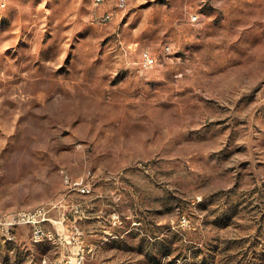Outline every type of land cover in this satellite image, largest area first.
Here are the masks:
<instances>
[{
  "label": "rangeland",
  "instance_id": "obj_1",
  "mask_svg": "<svg viewBox=\"0 0 264 264\" xmlns=\"http://www.w3.org/2000/svg\"><path fill=\"white\" fill-rule=\"evenodd\" d=\"M4 3L0 264H264V0Z\"/></svg>",
  "mask_w": 264,
  "mask_h": 264
},
{
  "label": "built area",
  "instance_id": "obj_2",
  "mask_svg": "<svg viewBox=\"0 0 264 264\" xmlns=\"http://www.w3.org/2000/svg\"><path fill=\"white\" fill-rule=\"evenodd\" d=\"M4 1L5 0H3V4L5 5ZM93 1L96 5H99L106 2L107 0H93ZM116 5L119 8H124L127 5V0H116ZM103 17L104 19H111L112 12L106 11ZM142 54H143L144 65L148 68L154 67L156 61H155V57L151 54V52L145 50ZM74 184L75 186H77L78 190L81 193H88L90 191V189L87 186L82 185V180L74 181ZM34 217L35 215L31 216L26 212H19L13 216V220L11 224H17L21 222L40 223L42 220H44V218L42 220H38ZM51 236L52 234L46 231V229L41 224H37L32 234V240L36 241L39 240V238H48ZM52 261L53 264H85L86 256H85L84 248L79 247L74 253V255H63L59 259H54Z\"/></svg>",
  "mask_w": 264,
  "mask_h": 264
},
{
  "label": "bare ground",
  "instance_id": "obj_3",
  "mask_svg": "<svg viewBox=\"0 0 264 264\" xmlns=\"http://www.w3.org/2000/svg\"><path fill=\"white\" fill-rule=\"evenodd\" d=\"M3 1V0H2ZM43 239H45V238H39V240H36L35 242H41ZM46 261V260H45ZM52 264H53V262H52Z\"/></svg>",
  "mask_w": 264,
  "mask_h": 264
}]
</instances>
